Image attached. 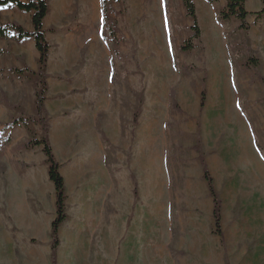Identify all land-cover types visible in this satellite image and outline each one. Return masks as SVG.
Listing matches in <instances>:
<instances>
[{"label":"rangeland","instance_id":"obj_1","mask_svg":"<svg viewBox=\"0 0 264 264\" xmlns=\"http://www.w3.org/2000/svg\"><path fill=\"white\" fill-rule=\"evenodd\" d=\"M48 1L45 110L68 215L56 264H264L257 0L246 2L248 31L219 20L224 0H194L200 33L192 43L181 0L113 1L115 44L103 0ZM30 15L0 10L2 23L32 31ZM0 49V264H52L56 193L42 147L23 148L43 136L42 125L4 130L14 117H35L38 77L10 69L38 72L39 54L15 33ZM198 142L223 202L224 239L214 233Z\"/></svg>","mask_w":264,"mask_h":264},{"label":"trees","instance_id":"obj_2","mask_svg":"<svg viewBox=\"0 0 264 264\" xmlns=\"http://www.w3.org/2000/svg\"><path fill=\"white\" fill-rule=\"evenodd\" d=\"M113 1L119 0H103L102 15L103 21L108 33V37L115 44V32L111 19L109 17V4ZM187 11V15L192 19V31L193 37L190 40L199 37V25L196 14V6L194 0H181ZM209 3L219 2L220 0H207ZM224 9L219 13V20L224 22H230L236 20L239 22L240 30L248 31L251 25L248 22V16L250 12L246 8L247 0H224ZM262 9L257 13L258 16H264V0H260ZM15 6L18 10L30 13L32 19L33 30H27L17 22L2 23L0 20V39H11L13 33L16 34V39L23 41L27 39H33L35 41V47L39 54V70L38 72L32 71L29 68L17 69L11 68L10 72L18 74L19 76L25 74H33L38 77V84L35 92V117L26 118L23 115L14 117L10 123L4 126V130L13 129L16 126L29 127L30 123H40L42 125L44 134L40 138L31 137L24 145L23 148L31 150L36 147H42V152L46 157V164L48 165V176L50 181L54 185L56 193V218L52 222L51 237H52V264H56L57 250L60 247L59 230L66 222L68 215L66 210V181L60 172L61 165L58 162L49 139L50 126L46 118L45 101L48 93L47 83V69L50 58L51 46L46 38V30L44 27V21L49 13V1L48 0H28L23 2L21 0H0V8ZM192 44L189 47L183 46L184 50L193 48ZM4 53L3 49H0V55ZM248 63L254 67H257L258 62L254 58H249ZM206 102V90L201 94V108L205 106ZM171 105L174 110H180L175 94L171 95ZM137 116L135 122H137ZM195 149L199 154V160L203 168V178L207 184L209 194L213 200V219H214V233L221 239H224L223 233V202L219 196V193L215 187L214 179L208 168L205 154L202 150L201 144L198 142Z\"/></svg>","mask_w":264,"mask_h":264},{"label":"crops","instance_id":"obj_3","mask_svg":"<svg viewBox=\"0 0 264 264\" xmlns=\"http://www.w3.org/2000/svg\"><path fill=\"white\" fill-rule=\"evenodd\" d=\"M21 1H23V2H27L28 0H21ZM257 5H258V10L257 11H261V9H262V4H261V2H260V0H257ZM5 8H15V6H13V5H11V6H8V7H4V8H1L0 10H2V9H5ZM18 10V9H17ZM17 12V11H16ZM31 16V15H30ZM29 22V21H28ZM30 23V22H29ZM32 26H31V24H29L28 25V28L30 29Z\"/></svg>","mask_w":264,"mask_h":264},{"label":"bare ground","instance_id":"obj_4","mask_svg":"<svg viewBox=\"0 0 264 264\" xmlns=\"http://www.w3.org/2000/svg\"><path fill=\"white\" fill-rule=\"evenodd\" d=\"M59 1H61V0H59ZM63 1V0H62Z\"/></svg>","mask_w":264,"mask_h":264}]
</instances>
